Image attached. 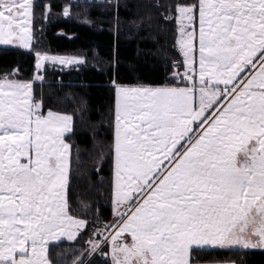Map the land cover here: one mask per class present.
Segmentation results:
<instances>
[{
	"label": "snow or ice",
	"instance_id": "snow-or-ice-1",
	"mask_svg": "<svg viewBox=\"0 0 264 264\" xmlns=\"http://www.w3.org/2000/svg\"><path fill=\"white\" fill-rule=\"evenodd\" d=\"M42 7L50 20L52 6ZM156 7L177 22L180 59L162 85L111 81L103 219L71 199L80 166L73 115L45 111L34 95L48 66L78 70L87 58L37 50V0H0V45L35 57L32 79L19 69L0 75V264H192L199 250L264 249V0Z\"/></svg>",
	"mask_w": 264,
	"mask_h": 264
},
{
	"label": "trees",
	"instance_id": "trees-1",
	"mask_svg": "<svg viewBox=\"0 0 264 264\" xmlns=\"http://www.w3.org/2000/svg\"><path fill=\"white\" fill-rule=\"evenodd\" d=\"M34 41L37 50L58 54H82L87 64L43 73V84L34 82V95L43 99L44 110L73 115V142L80 150V166L71 180L73 205L85 200L110 219L112 157L108 151L114 135L115 89L111 81L135 85L168 82L171 61L180 59L176 48L177 22L165 19L169 0H100L87 5L84 20L62 17L69 0H37ZM50 4L51 19L41 17ZM86 21H90L86 22ZM43 29L42 31L40 29ZM61 32H64L63 34ZM35 57L31 51L0 45V75L20 70L19 79H32ZM103 151L105 160H99ZM99 169V171H97ZM70 247L63 244L60 248ZM54 253L60 249H53ZM264 264V249H207L194 253L192 263ZM94 264H104L97 258Z\"/></svg>",
	"mask_w": 264,
	"mask_h": 264
},
{
	"label": "rangeland",
	"instance_id": "rangeland-1",
	"mask_svg": "<svg viewBox=\"0 0 264 264\" xmlns=\"http://www.w3.org/2000/svg\"><path fill=\"white\" fill-rule=\"evenodd\" d=\"M69 1H71V2L73 1L74 2V0H69ZM97 1H100V0H95L94 3H96ZM85 8H86L85 0H75V2H74V12H72L73 13L72 17L77 19V20L83 21L84 20L83 14L85 12ZM62 17H64V16L62 15ZM34 26H35V22H34ZM1 46H3V45H1ZM14 48H18V47H14ZM61 55H66V54H61ZM65 68H68V67H65ZM192 264H208V263H195L194 262ZM211 264H232V263L222 262V263H211Z\"/></svg>",
	"mask_w": 264,
	"mask_h": 264
},
{
	"label": "water",
	"instance_id": "water-1",
	"mask_svg": "<svg viewBox=\"0 0 264 264\" xmlns=\"http://www.w3.org/2000/svg\"><path fill=\"white\" fill-rule=\"evenodd\" d=\"M62 34L64 33V32H61Z\"/></svg>",
	"mask_w": 264,
	"mask_h": 264
}]
</instances>
